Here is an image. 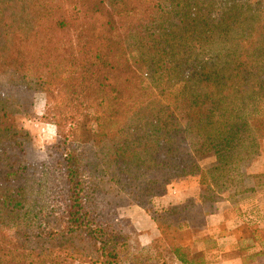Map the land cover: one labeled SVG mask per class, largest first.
<instances>
[{
	"label": "trees",
	"instance_id": "trees-1",
	"mask_svg": "<svg viewBox=\"0 0 264 264\" xmlns=\"http://www.w3.org/2000/svg\"><path fill=\"white\" fill-rule=\"evenodd\" d=\"M36 92L61 179L17 122ZM263 141L264 0H0V264H150L129 257L118 211L133 204L158 226L151 248L202 264L181 238L264 183ZM191 175L199 199L156 208Z\"/></svg>",
	"mask_w": 264,
	"mask_h": 264
},
{
	"label": "crops",
	"instance_id": "crops-1",
	"mask_svg": "<svg viewBox=\"0 0 264 264\" xmlns=\"http://www.w3.org/2000/svg\"><path fill=\"white\" fill-rule=\"evenodd\" d=\"M250 172L264 173V141L262 153L254 160ZM246 185L248 190L237 201L224 200L217 212L207 216L206 227L212 235L209 240L214 246L198 249L206 254L202 264H264V183L258 184L250 178ZM168 186V194L155 201L156 208L180 204L190 197L199 199L198 175L178 178ZM148 217L152 223L142 228L141 235L146 243L160 235L156 222Z\"/></svg>",
	"mask_w": 264,
	"mask_h": 264
},
{
	"label": "rangeland",
	"instance_id": "rangeland-1",
	"mask_svg": "<svg viewBox=\"0 0 264 264\" xmlns=\"http://www.w3.org/2000/svg\"><path fill=\"white\" fill-rule=\"evenodd\" d=\"M25 98V106L21 113L17 115L18 125L31 133L34 139V149L38 160L48 163L49 178L51 180H55L57 178L61 179V175L59 173L56 174L52 167L54 160H56L60 154L58 152L59 150L55 148V145L57 144L56 139L58 137V132L57 126L49 118H44L46 106L45 94L36 92L32 95V97L27 94ZM31 98L33 99L32 104H30ZM82 125L85 128H90L89 121H85ZM200 161L203 165H209L215 161V157L212 155H207L202 157ZM176 180L178 179L173 180L171 184ZM168 192L169 186L165 187V189L160 193H157L154 202L158 199L160 200L161 197L168 194ZM58 199V190L53 185L46 184L42 202L45 203V205H52L56 203ZM118 216L122 218L123 223L127 225V230L132 234V239L130 241L131 245L128 251V253L130 252V258L138 253H141L142 257L147 259L150 257L154 258V256L158 254L164 260V263L162 260H160L158 263V258H152L148 260V263L178 264L175 263L169 256L170 254L168 248L164 247V245H161L160 247L155 245L153 248H151L149 246L150 243H146V240L141 237L143 231L142 228H148V226H150L152 223V220L148 217L149 215H147L141 209L140 206L135 204L123 206L119 208ZM206 218L199 227H194L191 229V231H189L188 234L185 233L182 238L179 237L182 239L184 244H189L191 250L194 253L198 252V249L203 248L204 246H214V242L209 240L212 235L210 229L206 227ZM129 221H131L134 228L131 226ZM183 230L187 229L184 228ZM202 239H205V241H202Z\"/></svg>",
	"mask_w": 264,
	"mask_h": 264
}]
</instances>
